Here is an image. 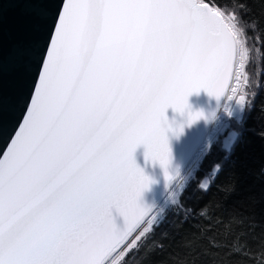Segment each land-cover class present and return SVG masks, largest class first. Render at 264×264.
Returning <instances> with one entry per match:
<instances>
[{
  "label": "snow or ice",
  "instance_id": "obj_1",
  "mask_svg": "<svg viewBox=\"0 0 264 264\" xmlns=\"http://www.w3.org/2000/svg\"><path fill=\"white\" fill-rule=\"evenodd\" d=\"M14 2L46 14V0ZM243 27L203 0H65L0 152V264H128L149 230L138 200L152 182L135 151L167 169V109L183 112L202 88L228 92ZM12 56L27 60L28 44Z\"/></svg>",
  "mask_w": 264,
  "mask_h": 264
},
{
  "label": "trees",
  "instance_id": "obj_2",
  "mask_svg": "<svg viewBox=\"0 0 264 264\" xmlns=\"http://www.w3.org/2000/svg\"><path fill=\"white\" fill-rule=\"evenodd\" d=\"M207 1L235 14L253 41L245 114L224 133L237 132L230 146L223 135L210 143L128 264H264V0Z\"/></svg>",
  "mask_w": 264,
  "mask_h": 264
},
{
  "label": "water",
  "instance_id": "obj_3",
  "mask_svg": "<svg viewBox=\"0 0 264 264\" xmlns=\"http://www.w3.org/2000/svg\"><path fill=\"white\" fill-rule=\"evenodd\" d=\"M64 2L65 0H46V14L36 20L30 14L27 4L0 0V152L6 149L26 114L34 86L38 82L37 76L49 37L53 34L57 15ZM203 2L214 5L207 0ZM21 42H26L30 48V56L24 62L15 60L12 56L13 47ZM226 94L227 92L217 97L202 88L189 96V107L183 112L172 107L167 109L168 123L171 125L167 131L171 150L167 169L159 161H153L146 156L147 149L144 144L137 147L135 160L152 180L138 200L141 207L151 212L163 198L170 184L202 143ZM189 112H202L203 115L189 122ZM166 172L172 176L171 180L167 178ZM111 219L118 230L126 228V218L115 206L111 209Z\"/></svg>",
  "mask_w": 264,
  "mask_h": 264
},
{
  "label": "rangeland",
  "instance_id": "obj_4",
  "mask_svg": "<svg viewBox=\"0 0 264 264\" xmlns=\"http://www.w3.org/2000/svg\"><path fill=\"white\" fill-rule=\"evenodd\" d=\"M221 10L224 11L223 9ZM252 42L251 38L247 36L244 26L243 35L241 36V44L238 46L237 50L234 73L229 90L221 104L219 112L209 127L200 146L170 184L163 198L153 207L149 216L146 217L143 222V224L147 225L149 229L154 223L158 222L163 217L164 212L168 208L178 202L182 188L189 177L193 175L199 159L210 143L219 135H223L222 140L226 146H230L235 139L237 135L235 129L231 128L226 135L224 133L229 129V126H232V122L240 121L245 114L246 103L251 93L248 85L250 78L248 73V63L249 49L252 46ZM241 57H244V59L241 60Z\"/></svg>",
  "mask_w": 264,
  "mask_h": 264
},
{
  "label": "clouds",
  "instance_id": "obj_5",
  "mask_svg": "<svg viewBox=\"0 0 264 264\" xmlns=\"http://www.w3.org/2000/svg\"><path fill=\"white\" fill-rule=\"evenodd\" d=\"M216 167L218 168L219 165H217ZM201 187H207V183L206 182H202Z\"/></svg>",
  "mask_w": 264,
  "mask_h": 264
}]
</instances>
